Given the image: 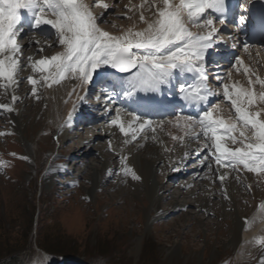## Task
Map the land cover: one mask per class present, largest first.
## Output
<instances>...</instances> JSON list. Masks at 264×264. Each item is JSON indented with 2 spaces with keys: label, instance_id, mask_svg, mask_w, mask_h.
I'll return each instance as SVG.
<instances>
[{
  "label": "rangeland",
  "instance_id": "374dc122",
  "mask_svg": "<svg viewBox=\"0 0 264 264\" xmlns=\"http://www.w3.org/2000/svg\"><path fill=\"white\" fill-rule=\"evenodd\" d=\"M119 1L117 6L121 7L124 0ZM91 10L96 12L97 8L93 6ZM116 10L113 17L118 13ZM107 20L105 25H109L110 19ZM29 36L32 37L27 42L26 38L19 40L22 46L28 44L30 47H23V70L19 72L22 89L15 93L19 100L14 109L25 114L21 133L26 138L25 144L33 145L34 150L28 153L27 146L12 129L11 114L0 111V132L5 133L0 135V165H5L0 167V264H33L38 251L51 257L54 264H238L235 249L229 242L239 213L232 199L220 189L229 181L221 183L214 167L212 172L203 171L209 179L204 177L201 184L215 185L219 189L214 195V206H210L211 216L194 205L193 201H199L203 195L190 196L199 188L193 174L197 164L192 150L197 142L187 139L183 145L175 141L173 153L182 155L189 150L190 158L184 166L177 167L176 172L171 171L173 166L167 170L154 166L151 176L154 182H159L162 198L154 209L139 166L135 162L127 163L140 180L124 177L118 154L114 150H104L112 138L100 137L88 146L86 142L99 133L95 129L81 136L67 132L64 140L54 132L53 126L47 131L43 120L35 124L34 97L27 83V77L34 74L27 58L40 59L47 52H34L36 46L30 41L36 36L34 33L26 35ZM46 40L49 37L43 38ZM7 95L0 89V104L7 103ZM97 101L87 102L84 107L87 111L83 110V116L93 114L85 118L90 124H96L107 109L96 116L92 105ZM157 135L164 144L172 136H182L177 131L172 135L161 131ZM142 140L137 138L125 145L123 142L115 144L123 147L124 152L136 153L145 148L144 145L140 147ZM149 142L150 139H146V143ZM100 153L109 164L101 177V185L88 193L91 172L86 165L99 166ZM156 155L162 158L168 154L164 151ZM66 158H73V161L68 166L60 165ZM49 166L63 167V171L53 172L51 181L45 184ZM67 170L69 173L60 179ZM177 204L181 208L172 210ZM148 217L152 218L151 222ZM173 246L178 247L176 255L169 254ZM210 248L216 250L215 254L209 252Z\"/></svg>",
  "mask_w": 264,
  "mask_h": 264
},
{
  "label": "snow or ice",
  "instance_id": "6c2138e0",
  "mask_svg": "<svg viewBox=\"0 0 264 264\" xmlns=\"http://www.w3.org/2000/svg\"><path fill=\"white\" fill-rule=\"evenodd\" d=\"M251 3L252 0H242L245 11V5ZM93 6L105 10L110 7L107 3L92 5L88 0H0V89L6 94L12 91L11 103L0 104V111L12 113L18 102L15 88L20 83L24 50L19 40L24 34L27 17L33 30L42 26L53 29L61 49L50 57L27 58L34 74L27 77L33 97L39 99L38 85L52 88L69 79L76 81L77 87L86 95L94 77L105 74L100 72L101 69L128 74L121 79L125 97H132L138 92L159 93L170 86L178 74L193 75L197 78L196 83L178 86L180 99L186 104L207 105L211 97L222 95V102H227L234 110V117L230 115L224 119L214 115L221 112L220 102L207 107L198 118L179 114L168 123L182 130L184 136H172V139L183 142L198 127L199 132L195 133L194 139L199 141L202 137V150H206L200 161L201 166L212 172L214 163L221 183L226 178V172L219 169H242L257 177H264V79L259 76L253 78L254 73L245 67L246 86L239 82H224L213 91L208 87V76L205 74L206 55L220 36L216 24L225 25L227 22L226 0H143L139 5V23L144 27L138 28L134 22L118 34L100 27V17L93 14ZM146 6L152 12L151 18L143 14ZM129 11L133 9L129 8ZM127 19L132 20L133 17L128 16ZM246 22L247 18L241 15L239 25ZM193 28L199 31L194 32ZM33 43L39 44V41ZM243 47L248 52L251 45L245 43ZM39 51L43 52L44 49L40 48ZM243 63L241 58L236 59L237 65ZM35 74H38V78ZM231 75L228 73L229 79ZM85 95H80L76 87L69 92V99L65 103L71 102L72 110L68 112L62 127L72 125L73 113ZM72 96L76 97L75 100H72ZM111 98V95L107 97L109 100ZM124 113L125 109L117 107L109 126L119 130L126 138L125 144L129 143V137L136 140L146 126L155 132L151 120L129 111L127 115L131 120L125 121ZM162 124L159 122L157 127ZM4 134L0 132V135ZM109 149H112L111 141ZM205 161L209 162L205 165ZM120 164L124 177L141 179L127 164L126 156L120 157ZM259 208L264 211V204H260ZM245 223H248L247 218ZM255 243L264 247V239H257ZM33 264H47V258H34Z\"/></svg>",
  "mask_w": 264,
  "mask_h": 264
},
{
  "label": "bare ground",
  "instance_id": "6f19581e",
  "mask_svg": "<svg viewBox=\"0 0 264 264\" xmlns=\"http://www.w3.org/2000/svg\"><path fill=\"white\" fill-rule=\"evenodd\" d=\"M259 0H252V3L250 5L247 4V7H253L256 2ZM88 2L92 5H95L97 3H107L110 5V7L105 10L100 7H96L97 11L93 12V14L100 17V20L98 23L100 24V27L113 34H118L120 30L127 29L129 26H131L134 22L137 24L138 28H143L144 25L142 23H139V5L143 2V0H124L122 3V6H117V4L121 1L119 0H88ZM129 8H132L133 11H129ZM118 9V10H116ZM116 10L118 13L116 14V17H113V13ZM143 14L147 18H151L152 12L147 9V6L143 10ZM128 16H132L133 19H127ZM109 20V25H105L106 20ZM107 20V21H108ZM25 21H28L27 17H25ZM108 23V22H107ZM29 27L24 28V33H34L35 39H31V44L33 41H39V44L34 43L36 48L33 50L34 52L39 50L40 48H43L44 51L47 52L46 56L44 57H50L51 55H55L58 51H60V47L58 46L57 38L55 35V31L51 29L49 26H42L40 29H31L30 22L28 21ZM115 25V27H113ZM192 31L196 32L199 31L198 29H192ZM40 36V37H39ZM32 36L25 37L26 42L30 40ZM44 37H49V40L43 41ZM24 40V41H25ZM25 42V43H26ZM48 45H51L49 47ZM28 44L23 45V47L28 49ZM30 47V46H29ZM24 48V49H25ZM45 53V52H44ZM249 53L251 55L249 56ZM215 58V57H214ZM233 63L232 66L225 67L224 69L219 70V74H222L223 79H215L218 81V87L222 85L224 82H227L229 84L239 82L242 85L247 84V76L244 74L245 67L249 68L255 76H259L260 78L264 79V66L262 67V63H264V46L263 47H256L254 49H249L248 52H245L244 49H241L238 53V55L235 57L233 56L232 59ZM241 58L243 60V65H237L236 59ZM261 70V72H260ZM110 71V69H101L100 72L105 73L104 75H99L94 77L93 82H101L103 79H105L107 73ZM228 73H231V78L229 79ZM38 78V74H36ZM177 83L181 80H183V77L181 75H177ZM104 85L107 87L111 93V99L108 101L106 99L109 95L103 96V99H106L100 103V105H96L94 103L93 108L95 109L96 116L99 114L100 111L104 110L106 107L109 110H104L103 116L98 120L96 124H90L88 121H86L82 116H80L79 112L81 109L85 107V103L87 102L85 99L81 102H79L76 111L73 113L76 114L75 119V133H78V136H81L84 132L95 129L97 132H99L94 138L91 137L85 145H91L93 144L92 141L99 140L100 137L105 138H112L111 144L112 149H109V142L105 146L104 150L114 152L118 154L119 159L121 156L127 157V163L128 162H135V165L139 166V172L143 179L144 186L146 189V192L148 194V197L150 199V205L151 208L157 207L158 203L162 200L160 195V185L159 182H154L152 180V172L154 171V166L161 167V169H169L171 166V171L174 173L177 170V167L184 166L187 162L189 155L188 151L187 156L184 154H179L177 152L173 153V149L175 146V141L172 138L170 141L166 144L161 142V140L158 138V133H161V131H164L169 134H173L175 131L181 133L182 136H184V133L182 130L177 129L173 127L169 121L175 120V117L178 115V112L174 110V108L169 107L167 104L168 99L160 98V100L157 102L158 106L151 105H143V108L138 113L142 118L149 119L153 122L152 127L155 128V132L151 130V128H148L147 126L145 129L138 135V140H142V143L140 144L145 148L139 152H124L125 149L123 147L118 148L115 143L123 142L126 139L123 137V135L119 132V130L115 127H110L109 122L115 115V109L117 107H120L122 109H125L124 113V120L130 121L131 117L127 115V112H129L126 108H124V97L122 95V87L120 84H115L113 82H110L109 80L104 81V83L96 84L94 87V91L99 87L101 88V85ZM73 87H76L77 92L80 95H85L84 92L80 91V89L77 87V82L73 80H65L62 81L59 85H53L52 88H47L46 86H37V92L38 97H34L32 106L35 109V124L36 122H39L41 120L44 121L46 124L45 129L48 131L49 128L52 126L54 127V132L58 134V136L61 139L66 138V133L69 132L68 126H63L64 121L67 119V114L69 111L72 110V104L71 102L65 103L66 100L69 99V92L73 89ZM113 87H115V91L113 90ZM259 86L257 85V88ZM22 89L21 85L19 84L18 87L15 88V93L17 90ZM168 87L163 88V93H167L166 89ZM101 92V90L99 91ZM8 100L7 104L11 103L10 96L12 94V91L9 90L7 93ZM16 95V94H15ZM88 94L85 95V97ZM17 96V95H16ZM166 97V95H164ZM19 100V95L17 96ZM75 96H72V100H75ZM92 99V98H91ZM90 99V100H91ZM223 97L216 96V99L212 106H214L216 103H221V112L214 115H220L224 119H228L229 116L234 117V110L230 108V105L227 104V102H222ZM41 105L40 107L38 105ZM163 107V109L171 113L167 115L164 118H161L160 114L155 113V108L157 107ZM149 109V110H148ZM80 110V111H79ZM82 110V111H83ZM174 111V112H173ZM12 116V129L19 135V141H23V144L27 146L26 150L29 154H31L34 150L33 145H26V138L23 137L21 133V129L24 128L23 123V115L21 112H18L14 109L12 113H10ZM151 115V117H149ZM105 123L103 124L102 122ZM159 122H163L162 126L157 127V124ZM106 124H108L106 126ZM37 125V124H36ZM102 125V126H101ZM106 126L107 128H105ZM148 129V130H147ZM199 132V128L197 127L195 129V132H192L190 135L186 136L184 138V143H187V139H192L195 142L197 147L193 149V155H194V162H196V169L193 172L195 175V181L197 182V185L199 186L198 189H194L190 196L194 195H203L204 197H201V199L194 200V205L200 212H204L207 214V216L213 215V210L210 208V206H214L215 203V196L217 193H219V189L213 185V186H206L201 184V181L205 179L204 177H208L209 175L204 176V172L206 171V167L201 166V159L205 155L206 150H202L203 148V138L198 141L194 139L195 133ZM150 139L149 143H146V139ZM160 135V134H159ZM77 136V137H78ZM75 139V138H74ZM129 142L132 140L130 137L128 138ZM133 142V141H132ZM136 142V141H135ZM125 145V143H124ZM177 145V144H176ZM188 145V144H187ZM84 147V144H83ZM184 147V146H183ZM187 147V146H186ZM85 148V147H84ZM100 149V148H99ZM103 148L100 149V151ZM167 149V151H166ZM134 151V150H133ZM166 152L168 155L167 157L157 158V153ZM172 151V152H171ZM101 154V153H100ZM165 154V153H164ZM190 159V158H189ZM100 162L98 163L99 166H93V165H86L88 167V171L91 172V179H89L88 184V193H93L98 187L101 185V177L103 176V172L107 169L109 161L107 158H104V156L100 155ZM209 161H205V165ZM51 165V163H50ZM121 166V164H120ZM122 167V166H121ZM212 167H214L216 170V165L213 163ZM63 167H53L49 166L46 170V177L44 180L45 184H48L50 180V176L53 172H62ZM204 171V172H203ZM219 171L226 172V178L225 182L227 184V181H229V185L220 188L223 192H225V195L228 196V198L232 199V203H234V208L236 211H238L239 215L236 216L235 221L236 223L232 226L231 229V239H230V245L235 249L236 257L238 260V264H261L262 261H264V247L261 245H258L255 243V240L257 239H264V211H261L259 208L260 204H264V177H257L253 173H248L245 170H239V171H233L231 169H219ZM232 171V172H231ZM191 173V172H190ZM206 174V173H205ZM217 174V170H216ZM208 181V180H207ZM223 181V182H224ZM192 182V181H191ZM224 184V183H223ZM212 185V184H211ZM256 190V191H255ZM244 193L243 196L238 198V195ZM224 194V193H223ZM199 197V196H198ZM195 199V198H194ZM222 199V198H221ZM238 199V200H236ZM224 202V201H223ZM223 202H221L223 204ZM226 204V203H225ZM181 205L177 204L174 206L172 210L176 211L177 209L181 208ZM226 207V206H224ZM229 207V206H228ZM227 210V209H226ZM247 210V211H246ZM195 214V213H194ZM234 216V215H233ZM235 217V216H234ZM194 217L192 216V219ZM247 218L248 223H245V219ZM152 218L148 217V221L151 222ZM233 223V222H232ZM210 253L216 252L215 249L210 248ZM178 253V247L173 246V249H170L169 254L176 255ZM35 258L38 259H44L47 258V264H54L53 259L46 255L42 251H38V254Z\"/></svg>",
  "mask_w": 264,
  "mask_h": 264
},
{
  "label": "water",
  "instance_id": "95a60500",
  "mask_svg": "<svg viewBox=\"0 0 264 264\" xmlns=\"http://www.w3.org/2000/svg\"><path fill=\"white\" fill-rule=\"evenodd\" d=\"M113 71H115V70H113Z\"/></svg>",
  "mask_w": 264,
  "mask_h": 264
}]
</instances>
